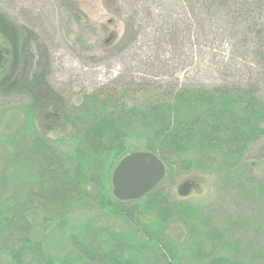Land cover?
<instances>
[{"label": "rangeland", "instance_id": "obj_1", "mask_svg": "<svg viewBox=\"0 0 264 264\" xmlns=\"http://www.w3.org/2000/svg\"><path fill=\"white\" fill-rule=\"evenodd\" d=\"M0 14L20 30L14 91L0 96L2 199L14 187L12 142L19 143L20 153L23 146L13 138V131L25 121L24 110L33 102L30 94L46 103L61 102L56 107L60 119L50 123L37 116L33 120L47 138L63 139L58 141L63 148L71 130L67 116L85 95L95 92L143 107L183 87L227 86L249 89L264 103V32L252 33L260 23L264 25V0H0ZM3 43L14 50L9 39ZM9 61L2 65L0 78L11 72ZM35 76L55 100L32 89ZM133 143L128 141L132 148L128 153L140 151ZM16 164L20 179L24 165ZM242 165L247 167L242 178L229 182L222 181L220 174L181 172L174 165L166 169L157 188L171 202L198 206L207 220L203 229L210 226L220 234L216 245L234 249L232 244L238 243L240 252L254 251V258L262 262L264 194L256 197L252 189L259 180L264 182V133L244 150ZM186 184L193 187L185 189ZM67 217L70 222L64 226L55 220L46 230L34 231L54 257L70 249L67 232L77 220L93 218L95 226L113 231L128 228L119 219L84 208ZM162 232L174 244L189 235L187 226L174 222ZM0 264H9L7 256L0 254Z\"/></svg>", "mask_w": 264, "mask_h": 264}, {"label": "trees", "instance_id": "obj_2", "mask_svg": "<svg viewBox=\"0 0 264 264\" xmlns=\"http://www.w3.org/2000/svg\"><path fill=\"white\" fill-rule=\"evenodd\" d=\"M4 18L0 14V38L9 39L14 50L11 72L0 78V96L14 91L19 64L20 30ZM263 32L260 23L252 33ZM36 84L43 82L38 78ZM38 106L35 98L24 110V123L13 131L23 149L20 153L19 143L12 142L14 187L10 196H0V254L9 264H264L254 258V251L240 252L238 243L232 244L234 249L216 245L220 234L210 226L203 229L207 220L198 206L171 202L158 186L140 199L120 201L110 184L113 167L132 149L128 141L156 154L166 169L176 165L181 172L220 174L224 182L241 179L247 168L243 152L264 133V103L255 92L183 87L143 107L113 101L106 92L91 93L67 116L71 130L65 148L58 142L63 139L53 141L35 126ZM20 161L25 170L21 180ZM252 191L256 197L264 194V182L259 180ZM78 208L119 219L128 228L97 227L86 217L67 232V252L48 254L35 229L46 230L55 220L64 226L67 215ZM170 222L187 226L183 243L174 244L163 235Z\"/></svg>", "mask_w": 264, "mask_h": 264}, {"label": "water", "instance_id": "obj_3", "mask_svg": "<svg viewBox=\"0 0 264 264\" xmlns=\"http://www.w3.org/2000/svg\"><path fill=\"white\" fill-rule=\"evenodd\" d=\"M165 173L166 167L156 154L143 150L127 153L112 169V195L120 201L140 199L162 181Z\"/></svg>", "mask_w": 264, "mask_h": 264}, {"label": "flooded vegetation", "instance_id": "obj_4", "mask_svg": "<svg viewBox=\"0 0 264 264\" xmlns=\"http://www.w3.org/2000/svg\"><path fill=\"white\" fill-rule=\"evenodd\" d=\"M13 50H11L9 47H7V45H5L2 41V39L0 38V69L2 67L3 64H7V62L9 61L8 58L10 57L9 55L12 53ZM9 65L12 67L13 65V60L10 57V61H9ZM36 93L38 94H43L42 97L49 95L51 98L54 97V95H50L51 93L49 92L48 88L45 85H38V84H33L32 86ZM31 98L34 100L36 98V100L39 103V107H40V114L38 115L40 117V120H46L50 123H53L54 120H58L60 119V112H59V108L61 107V104L58 102H51V103H46V101L44 100H39L38 97H35V95L30 94ZM53 100H55V98H53ZM55 104H57L55 106ZM59 107V108H56ZM50 127V126H49ZM185 189H190L191 187H193L192 184L188 185L186 184Z\"/></svg>", "mask_w": 264, "mask_h": 264}]
</instances>
